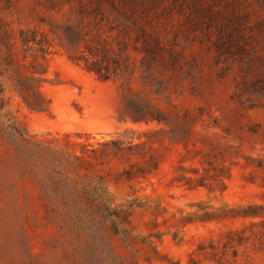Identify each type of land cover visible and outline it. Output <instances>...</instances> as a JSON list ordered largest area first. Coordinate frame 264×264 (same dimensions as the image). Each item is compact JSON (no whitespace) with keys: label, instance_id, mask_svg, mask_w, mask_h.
<instances>
[{"label":"trees","instance_id":"trees-1","mask_svg":"<svg viewBox=\"0 0 264 264\" xmlns=\"http://www.w3.org/2000/svg\"><path fill=\"white\" fill-rule=\"evenodd\" d=\"M32 1L40 9L35 25L21 27L15 36L1 14L15 2L0 0V143L4 142L13 152L11 160L19 168L20 178L37 191L43 218L57 229L53 247L60 251L61 262L137 264L134 259L118 256L111 238L134 240L133 211L149 208L154 217L150 222L152 232L142 238L152 246L153 238L160 240L165 234L158 228L157 218L167 210L158 200L146 197L117 203L106 185L107 176L114 168L113 161L123 164L113 174L116 180L147 177L159 168L167 149L162 140L168 137L169 142L182 144L186 151L174 167L173 182L190 190L206 188L209 192H223L231 173V164H226L222 152L188 148L193 131L179 129L182 121L174 115L178 109L174 96L180 91L188 62L175 42L166 44L158 33H150V11L159 16L173 9L175 12L169 17L174 13L187 14L191 22L206 25L207 33H214L220 56L235 49L242 74L238 76L240 81L236 79L232 100L240 106L246 102L254 106L253 96L264 95V46L256 42L257 38L251 42V31L244 28L243 19L254 16L262 30L264 0ZM260 34L264 38V31ZM56 47L63 50L70 62L94 74L97 80L117 83L122 103L119 121L127 122L129 118L135 123L164 126L145 131V140L140 139L139 133L137 141L115 137L96 144L75 143L67 136L61 145L57 138L29 136L12 108L10 93H16L34 109L48 110L50 100L41 87L48 81L45 75L49 56ZM161 101L164 106L160 105ZM188 113L186 110L185 115ZM185 159H197L198 165L186 164ZM192 206L194 211L180 212L179 223L241 221L238 227H228L217 241L223 250L231 249L234 256L236 246L252 236L263 242L264 203L214 205L199 200ZM259 227L263 229L252 230ZM172 236L181 240L179 230ZM217 244H209L213 256L219 248ZM206 249L199 244L195 251L205 253ZM195 251L188 264H200V259L194 257Z\"/></svg>","mask_w":264,"mask_h":264},{"label":"rangeland","instance_id":"rangeland-1","mask_svg":"<svg viewBox=\"0 0 264 264\" xmlns=\"http://www.w3.org/2000/svg\"><path fill=\"white\" fill-rule=\"evenodd\" d=\"M14 2L12 8L1 14L17 36L21 27L35 25L40 9L35 8L32 0ZM172 12L175 11L169 9L154 16L150 11V33H158L166 44L175 42L188 62L180 91L174 96L178 106L174 115L182 121L178 128L193 131L189 149L222 152L226 164H231L230 177L223 192H209L206 188L190 190L173 182L174 167L186 151L182 144L169 142L168 137L162 140L167 149L159 168L147 177L116 180L113 174L121 170L123 164L113 161L114 168L107 176L106 185L117 203L133 197L153 198L167 212L157 218L158 228L165 234L160 240L153 238L152 246L142 238L152 232L150 222L154 217L149 208L133 211L134 240L125 242L116 236L111 238V245L118 256L134 259L137 264H188L199 244L207 247L205 253L195 251L194 257L200 259V264H264V236L263 242L252 236L246 243L236 246L235 256L231 249L223 250L217 244L228 227L241 225L240 220L186 225L178 222L180 212L194 211L192 205L199 200L214 205L264 203V105H259L264 103V95L253 96L254 106L248 102L244 106L234 102L236 79L240 81L238 76L242 74L238 52L234 49L231 54L220 56L214 44V33L208 34L206 25L191 22L187 14L177 16L174 13L169 17ZM243 20L246 22L244 28L251 31V42L257 38L256 42L264 46L260 34L264 27L262 30L257 27L254 16ZM156 22L159 23L154 27ZM45 77L48 81L43 83L41 91L50 100L48 110L34 109L19 95L10 93L12 108L29 136L57 138L61 145L67 136L75 143L96 144L115 137L137 141L139 133L140 139L145 140V131L164 126L135 123L129 118L127 122L119 121L117 116L122 103L117 83L97 80L94 74L70 62L60 47L49 56ZM159 103L165 105L162 101ZM186 110H189L187 116ZM74 147L79 149L78 145ZM11 155L13 152L8 146L0 143V264H64L60 251L53 247L57 229L43 218V205L37 191L20 178L19 168ZM185 163L198 165L197 159H185ZM104 172L107 173V167ZM178 230L181 240L172 236ZM212 242L219 247L214 256L209 249Z\"/></svg>","mask_w":264,"mask_h":264}]
</instances>
